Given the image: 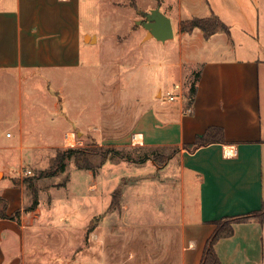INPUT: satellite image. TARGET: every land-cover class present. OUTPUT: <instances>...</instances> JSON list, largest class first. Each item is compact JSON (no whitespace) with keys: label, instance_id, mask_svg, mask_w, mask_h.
<instances>
[{"label":"crops","instance_id":"crops-1","mask_svg":"<svg viewBox=\"0 0 264 264\" xmlns=\"http://www.w3.org/2000/svg\"><path fill=\"white\" fill-rule=\"evenodd\" d=\"M189 1L206 7L205 17L217 15L230 33L206 39L199 29L180 31L179 65L200 72L192 108L187 111L184 101L149 102L131 139L138 147L180 148L165 166L177 161L182 202L174 223L162 228L175 242L167 264H201L216 221L249 216L264 205V0H225L228 12L216 6L221 0ZM99 2L112 7L115 0H0V196L9 201V215L22 211L18 220L0 219V264H62V217L42 209L40 197L36 209L25 211L21 188L4 181L13 152L30 160L50 147L62 149V138L67 142L72 134L62 129L56 142L41 127L31 125L27 132L24 96L35 97L40 83L58 85L63 102L62 80L86 67L100 40L83 24L84 8L96 15ZM155 2L143 12L162 8L163 0ZM5 123L15 128L16 140L5 135ZM211 127L224 130L225 143L184 149ZM135 242L141 243L139 234ZM215 250L222 264H264V225L252 217L236 223L234 235Z\"/></svg>","mask_w":264,"mask_h":264},{"label":"rangeland","instance_id":"rangeland-1","mask_svg":"<svg viewBox=\"0 0 264 264\" xmlns=\"http://www.w3.org/2000/svg\"><path fill=\"white\" fill-rule=\"evenodd\" d=\"M120 1L113 2L115 7L97 3L93 16L84 8L83 24L100 40L86 67L62 80L63 102L58 85L40 83L35 97L24 96L26 131L41 127L58 142L62 129H71L75 143L62 138V149L50 147L24 161L22 153L13 152L4 181L21 188L25 211L37 194L42 209L62 217V232L54 231L62 234V264H78V256L81 264H167L175 250L174 240L162 232L182 210L177 161L165 169L173 150L138 147L131 139L149 102L187 104L199 67L179 65L184 37L177 21L205 18L209 11L189 0H163L157 8L172 12L175 34L163 43L147 39V30L137 25L155 0ZM216 6L228 12L225 0ZM169 93L175 101L168 100ZM62 115L69 118L59 120ZM3 130L13 136L9 141L17 139L13 126L5 123ZM70 149L76 152L69 154ZM59 150L70 155L65 172L41 177L52 169ZM2 177L0 172V182ZM138 234L141 243L135 242Z\"/></svg>","mask_w":264,"mask_h":264},{"label":"trees","instance_id":"trees-1","mask_svg":"<svg viewBox=\"0 0 264 264\" xmlns=\"http://www.w3.org/2000/svg\"><path fill=\"white\" fill-rule=\"evenodd\" d=\"M199 29L202 31L204 37L206 39H209L213 35L217 33H230V28L227 26L217 15H212L210 17H205V18H198L194 17L192 19H188L185 21H182L180 24V30L182 32L186 33H192L194 30ZM194 81L191 85V88L189 90V96H188V102L186 104V110L188 111L189 109L192 108L196 93H197V83L200 78V72H197L194 76ZM213 143H225V135H224V130L222 128L218 127H211L209 128L205 134L202 136L197 137L196 141L192 145H184V149L188 151H195L199 148L208 146ZM172 149L173 153L169 157L168 161L180 151L179 147L175 148H165L164 150H169ZM76 151L73 149L69 150V154H73ZM159 155V154H158ZM68 156L65 151L59 150L54 162V165L52 169L49 172H44L41 174V177H55L61 172H65L66 167H67V159ZM162 156V155H159ZM151 157H145L143 162L147 161ZM76 160H79L76 156ZM154 160L158 163H161L163 158H157L154 156ZM106 162L104 160L101 165H103ZM100 165V166H101ZM82 169H88V170H94V166H81ZM39 205V200H38V195L34 194V202L32 206L27 209L28 210H34L37 208ZM8 209H9V201L0 196V219H10V220H18L21 216L22 211L18 210L12 215L8 214ZM256 218L262 225H264V205L261 210L256 211L249 216H242V217H224L218 221L215 222L216 225V230L213 232L211 237L206 243V247L204 250L203 258L201 264H222L220 261V258L215 250V246L218 243V241L225 239V238H230L234 235V225L236 223L243 222L247 220L248 218ZM92 227H90V231H92Z\"/></svg>","mask_w":264,"mask_h":264},{"label":"water","instance_id":"water-1","mask_svg":"<svg viewBox=\"0 0 264 264\" xmlns=\"http://www.w3.org/2000/svg\"><path fill=\"white\" fill-rule=\"evenodd\" d=\"M143 18L137 25L147 30V39H156L159 42H167L174 39V28L171 19L160 8L144 12Z\"/></svg>","mask_w":264,"mask_h":264},{"label":"bare ground","instance_id":"bare-ground-1","mask_svg":"<svg viewBox=\"0 0 264 264\" xmlns=\"http://www.w3.org/2000/svg\"><path fill=\"white\" fill-rule=\"evenodd\" d=\"M67 143L68 144H74L75 143V135L73 133L68 135Z\"/></svg>","mask_w":264,"mask_h":264},{"label":"built area","instance_id":"built-area-1","mask_svg":"<svg viewBox=\"0 0 264 264\" xmlns=\"http://www.w3.org/2000/svg\"><path fill=\"white\" fill-rule=\"evenodd\" d=\"M177 89H179V88L177 87ZM168 100H169V101H175L176 98H175L174 95H172L171 93H169V94H168ZM188 111L190 112V109H189ZM27 174H28V175H32V172H31V171H27Z\"/></svg>","mask_w":264,"mask_h":264},{"label":"flooded vegetation","instance_id":"flooded-vegetation-1","mask_svg":"<svg viewBox=\"0 0 264 264\" xmlns=\"http://www.w3.org/2000/svg\"><path fill=\"white\" fill-rule=\"evenodd\" d=\"M143 19H145V18H143Z\"/></svg>","mask_w":264,"mask_h":264}]
</instances>
